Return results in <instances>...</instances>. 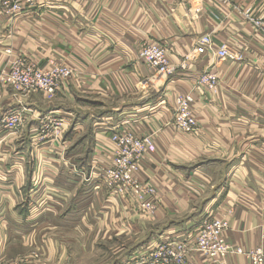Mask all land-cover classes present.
I'll list each match as a JSON object with an SVG mask.
<instances>
[{
  "label": "crops",
  "instance_id": "1",
  "mask_svg": "<svg viewBox=\"0 0 264 264\" xmlns=\"http://www.w3.org/2000/svg\"><path fill=\"white\" fill-rule=\"evenodd\" d=\"M228 1L38 0L14 23L0 12V72L17 55L42 66L47 55L67 57L68 64L76 61L81 70L79 79L66 82L49 99L34 94L20 100L10 87L0 85V264L10 260L5 250L14 240L27 238L36 227L28 223L34 216L55 222L66 215L74 232L86 233L92 232V223L76 222L104 205L106 212L120 217L115 224L119 230H127L129 222L142 226L126 202L117 200L107 208V190L98 192L95 180L81 170L86 161L92 166L94 160L101 165L112 161V131L90 125L94 115L86 117L81 110L82 103L92 101L104 105L107 126L133 122L139 136H155L156 151L140 173L162 198L150 223L158 235L150 244L197 231L208 215L229 222L226 238L232 246L264 249V40L248 19H264V0ZM205 35H211L214 51L191 60ZM151 41L168 47L176 67L189 57L188 69L177 67L170 78L149 69L139 61L138 49ZM225 44L243 60L219 59L215 52ZM206 73L218 76L215 91L199 83ZM184 95L194 98L199 124L194 135L173 124L175 99ZM18 108L24 111V124L7 131L2 121ZM47 118L61 120L59 134L39 141ZM86 128L94 143L90 158L81 161L70 151ZM39 172L47 179L41 194L34 186ZM45 224L51 223L38 227ZM44 239L37 241L48 247L53 243ZM188 264L215 263L193 254ZM219 264L249 262L230 255Z\"/></svg>",
  "mask_w": 264,
  "mask_h": 264
},
{
  "label": "rangeland",
  "instance_id": "2",
  "mask_svg": "<svg viewBox=\"0 0 264 264\" xmlns=\"http://www.w3.org/2000/svg\"><path fill=\"white\" fill-rule=\"evenodd\" d=\"M6 1L7 0H0V9H1L0 12L5 17H7L10 21H13L12 23H14L15 21L20 20L21 16L27 15L28 12L32 9L31 8L33 7L32 5L37 4L36 2L38 0H9L10 2L16 3L15 10H11L10 8H7V6L5 5ZM251 18H254V17L251 16ZM147 43L163 45V43L153 42V41L143 43L138 49V59H139V53L141 51L142 46ZM225 46L227 45L225 44ZM16 57L17 58L15 59L9 60L7 62L5 69L0 72V85L1 86L5 85L6 87L12 86L11 89L14 91L17 97H20V100H23L25 97H29L30 95L42 94V92H33L27 95L28 94L26 93L27 89L24 86L8 85L5 82V79L8 76H10L7 73L9 72V70L12 69L11 66L13 65L14 62L18 60H27L28 62L31 61L28 57H23L21 55H17ZM45 57L47 60H46L45 65L43 66L40 64H36L33 61H31V63H34V64H31V63L30 64L41 67L43 71L48 70V69H53L51 66L57 67V68H54V70L59 71V72H60L59 67H72L74 69V72H72L71 74V78L69 76L68 78H65L63 81H60L61 78L60 80L57 81L58 82L57 92H59L62 89V85L65 84L66 82H69L72 79L75 80V79L80 78L81 73L79 72L81 70L76 61L74 63L72 62V66H71L70 64L67 63V62H70L71 60L70 58L65 57L63 58L64 60H59L60 58L58 57L53 58L51 55H47ZM191 60H193V55L191 57ZM194 60H196V58ZM228 60L234 61V62H241L243 60V56L240 54L238 59H228ZM185 62H187V64L190 65V63H188L189 60L186 61V58H185L181 62V64L177 67H182ZM172 65L174 66V64ZM146 66L149 69L154 70V68L149 67L148 65ZM74 67H77L78 70L75 69ZM155 72L159 75L157 70H155ZM82 104H83L82 105L83 108H81V110L85 111L86 117L87 116L91 117L92 115H94V117L91 118L90 125H92L93 127H96L97 129H100L99 131L101 132H108L107 130L110 129V127H108L107 124H105V122L102 120L104 118L103 117L104 113L102 112L103 111L102 108L104 105L100 106L99 104L94 103L93 101H92V105L91 103H82ZM92 107H95V108H92ZM11 112L12 111H10L6 115L5 120H10L11 118H13V117L8 116ZM16 113H17V116H14V117H19V119L23 118L22 117L24 113L23 110L18 108L16 109ZM109 120L110 118L107 121ZM111 120L116 121V119H111ZM61 123L62 122L59 119L47 118L46 121L43 123V126H42L43 128L41 129L38 135L39 141H42L48 137L56 138L59 134L58 129ZM92 129L94 131L95 128H92ZM92 135L93 134L90 128L81 130V134L79 135V138L77 139L75 143L76 145L74 144L75 145L73 148L74 151H70L71 156H74V157L79 156L81 161L89 159L90 158L88 157L89 151L91 150V147L93 146V143H94L93 141L94 137ZM140 137H144V136H140ZM110 138L111 136L109 137V140ZM148 155L149 154H145V156H143V163L141 166L142 168L141 171L143 170V164L146 161L145 159L148 158ZM112 161L113 162L116 161V155L114 156L113 151H112ZM112 161L109 162L108 164L104 163L103 166L110 165ZM89 162L86 161V163L82 165V166H85V164H87L85 167L81 168L82 172L85 170V175L88 174L89 178L91 179L93 178L95 180V182L97 183L95 185L96 186L95 189L98 192L100 190L103 191L104 189L107 190L101 185L100 178L96 174V172H98V168H101L102 163L97 160H94L93 166H92V161L90 164ZM98 163H101V164H98ZM46 180L47 179L44 176V174H41V172H39L38 178H36L34 181V186L37 188L36 190L37 193L41 194L44 191L46 192V188L44 187ZM144 181L145 183H147L149 180H144ZM149 183L155 186L151 182V180L149 181ZM107 193H108L107 194L108 196L106 198L107 208L115 207L118 204L117 200H122L126 202L127 203L126 205H128L133 210L134 214L139 216L138 218H140V222L142 226L140 227L138 224L136 223L132 224L131 222H129L128 225L123 223V225H126L125 227H127V230L125 229H123L122 231L119 230L121 229L120 226L119 225L115 226V224L118 223L116 219L117 218L120 219V217L112 216L110 211L106 212V208H103L104 205L102 208L100 207V210H98L97 212H93L92 217L84 214L82 216V219H79V221L76 222L77 224L79 222H80L79 224H81V223H85L88 221L92 223V232H86V233L84 231H82V233L74 232L73 222L69 223V220L64 219L66 215H64V217H61L60 220H55V222H54L55 218L53 219L49 218V220L42 221L43 216H40V215L34 216L33 218L28 219V223L36 227L33 229V231L29 232L30 234L27 236V238L20 239V240H14L16 244L13 246L10 245V247L7 248L8 250L7 249L5 250V254H6L5 257L10 259V260H6L7 262H5V264H60L61 262H67V263L71 262V264H123L124 262H126L124 264H158L157 262H154L153 258L156 252L155 247H157L161 243V241H156L153 244H150V242H152V238L158 235V234L157 235L153 234V232L158 231V230L154 229L156 227L152 225L153 224L152 219L155 218L158 210H156L155 213L152 215L148 214L145 210L140 208L138 202L135 200L133 196L130 195L129 192H127L128 194L126 195H118V194H111L107 190ZM120 197H123V198H120ZM104 204H105V201H104ZM32 210H34V208ZM38 211L39 209L37 208V210H35L33 213H36ZM213 217L214 216L206 215L203 219H201L202 224L198 228L197 231H195L197 229L196 228L192 231L186 232L185 234L176 236L175 240H168V241L170 242H189V241L194 240L200 228L204 224V222ZM44 218H47V217L45 216ZM69 218L72 220L71 217ZM216 219H219V218H216ZM63 220H65V223H66L65 226L55 225L57 223H61ZM42 222H45V223L48 222L53 225L45 224L44 226L39 228L38 225L42 224ZM150 223L152 224L150 225ZM227 223L229 225V222ZM110 225L114 226V230L110 228ZM156 225H159V224H156ZM80 226H83V225H80ZM63 227L67 228V230L61 231V228ZM129 227H132L131 231ZM115 228L117 230H115ZM40 238H45L44 239L45 242H47V240H50L53 243L51 245L49 244V247H48L46 246V244L44 245L37 241ZM225 238H226V235H225ZM62 241H65V243H62ZM226 241H227V238H226ZM229 245L232 246L231 244ZM232 247H233V250L239 249L238 247H234V246ZM243 251L244 253H248L245 250ZM193 254H197V253L192 252L191 255ZM231 255H234V254H231ZM235 256H242V255H235ZM242 257H245L250 264L249 254L247 255L243 254ZM69 259L71 261H69ZM122 261L124 262L122 263ZM127 261H129V263H127ZM188 261H189V258H188ZM188 261H187V264H188Z\"/></svg>",
  "mask_w": 264,
  "mask_h": 264
},
{
  "label": "built area",
  "instance_id": "3",
  "mask_svg": "<svg viewBox=\"0 0 264 264\" xmlns=\"http://www.w3.org/2000/svg\"><path fill=\"white\" fill-rule=\"evenodd\" d=\"M203 3L226 5L228 0H199ZM7 8L16 9V3L7 0L5 2ZM13 5V6H12ZM249 21L261 33L264 40V19L251 18ZM165 45L144 44L139 53V60L143 64L157 70L160 76L170 78L177 73V67H174L170 61V53ZM214 51V43L209 35H205L200 39L199 44L193 51V59L203 56L206 53ZM216 55L221 60L238 59L240 54L234 52L228 46H222L217 50ZM189 57L186 58V61ZM26 63V64H24ZM27 60H18L11 66L5 82L8 85H22L29 95L33 92L45 93V96L53 98L56 96L58 88V80L63 81L68 78L74 69L72 67H59V71L48 69L43 71L37 65ZM185 62L181 70L188 69ZM58 76V77H56ZM218 76L212 73H206L200 77L199 83L210 91H215L218 84ZM5 86V85H4ZM9 87V86H7ZM12 87V86H11ZM10 87V88H11ZM194 98L191 95L178 96L175 99L174 108V126L185 135H194L199 130V124L193 110ZM10 120H3L2 126L8 131H17L24 124V117L19 119L16 110L12 111ZM133 122H119L110 127L112 134L110 142L113 145L111 151L116 155V161H112L110 165L101 166L96 174L100 178L101 185L111 194L126 195L127 192L135 198L141 209L152 215L162 205L157 188L151 183H145L140 179L141 166L143 156L145 154L155 153L156 141L153 135L140 137L133 128ZM101 164V163H98ZM123 198V197H120ZM210 220V221H208ZM200 228L194 240L189 242H170L168 240L161 241L155 247L156 252L154 262L158 264H187L188 258L192 252L197 253L201 257L211 260L215 264H219L231 254L242 255L249 254L250 264H264V249L258 248L244 253L243 249L233 250L225 238L226 232L229 230L227 222L215 217L208 219Z\"/></svg>",
  "mask_w": 264,
  "mask_h": 264
}]
</instances>
